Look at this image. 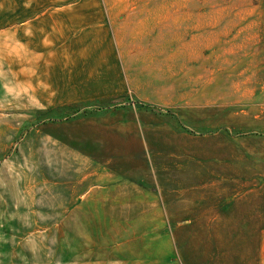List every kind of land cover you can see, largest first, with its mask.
Wrapping results in <instances>:
<instances>
[{
	"label": "rangeland",
	"instance_id": "1",
	"mask_svg": "<svg viewBox=\"0 0 264 264\" xmlns=\"http://www.w3.org/2000/svg\"><path fill=\"white\" fill-rule=\"evenodd\" d=\"M0 264H264V0H0Z\"/></svg>",
	"mask_w": 264,
	"mask_h": 264
}]
</instances>
